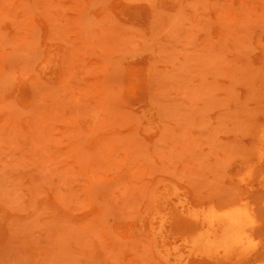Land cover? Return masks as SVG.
<instances>
[{"label": "rangeland", "instance_id": "obj_1", "mask_svg": "<svg viewBox=\"0 0 264 264\" xmlns=\"http://www.w3.org/2000/svg\"><path fill=\"white\" fill-rule=\"evenodd\" d=\"M263 126L264 0H0V264H235L241 196L264 261Z\"/></svg>", "mask_w": 264, "mask_h": 264}, {"label": "bare ground", "instance_id": "obj_2", "mask_svg": "<svg viewBox=\"0 0 264 264\" xmlns=\"http://www.w3.org/2000/svg\"><path fill=\"white\" fill-rule=\"evenodd\" d=\"M253 140L257 156L245 164L249 175L255 167L264 165V126L253 135ZM187 223L190 233L194 234L190 243L196 255L221 256L235 264H264L255 258L260 245L256 235L257 212L245 196L232 205L204 207L191 214Z\"/></svg>", "mask_w": 264, "mask_h": 264}]
</instances>
